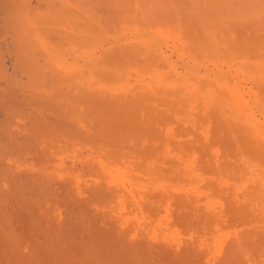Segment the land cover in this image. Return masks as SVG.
Masks as SVG:
<instances>
[{
    "label": "bare ground",
    "instance_id": "1",
    "mask_svg": "<svg viewBox=\"0 0 264 264\" xmlns=\"http://www.w3.org/2000/svg\"><path fill=\"white\" fill-rule=\"evenodd\" d=\"M251 41L254 51L248 49L253 52L248 56L253 64L245 68L254 71L255 75H249L253 81L262 72L256 77L262 82L254 83L260 87L256 90L261 99L254 92L258 96L253 103L264 108V0H0V264H205L196 249L175 251L151 243L147 231L155 230L138 225V216H130L136 206L124 198L128 196L129 201V196L142 195L149 199L144 198V204L152 210L150 214L160 210L157 199L169 194L160 181L171 179L167 174L172 167L165 166L171 162L166 156L173 152L178 153L171 157L186 163L198 158L197 169L206 167L200 169L203 174L210 169L202 161L209 152H222L232 159L241 153L239 158L248 160L246 165L251 163L264 174V125L256 124L254 110L241 97L221 92L228 82L220 84V90L219 80L214 85L218 84V90L213 91L216 77L210 81L200 75L216 65L220 55L226 63L235 53L242 58ZM201 101H208V106L202 107ZM206 111L211 113L206 115ZM205 118L208 122L203 125ZM223 121L229 123L227 128ZM176 135L177 143L173 141ZM227 165L221 164L223 170L219 166L223 176L231 164ZM248 166L231 170L236 176H247ZM189 168H193L190 163ZM205 178L207 191L208 186L215 190L216 183ZM222 195L215 196L221 200ZM253 203L244 207V219L257 211L264 218V209L255 206L252 210ZM184 205L179 208H189ZM249 207L255 213L246 215ZM189 211L181 213L185 216ZM237 215L230 217L231 222L239 219ZM210 219L214 223L217 218ZM206 223L204 230L213 224ZM255 223L248 224L247 231ZM237 229L240 232L242 224ZM250 231L249 237L232 241L227 233V250L223 248L222 258L212 264H264V233L263 237L260 231L256 233L259 240Z\"/></svg>",
    "mask_w": 264,
    "mask_h": 264
},
{
    "label": "rangeland",
    "instance_id": "2",
    "mask_svg": "<svg viewBox=\"0 0 264 264\" xmlns=\"http://www.w3.org/2000/svg\"><path fill=\"white\" fill-rule=\"evenodd\" d=\"M248 42V41H247ZM250 42V41H249ZM252 43H250L249 44V48L248 47H246V48H244L243 49V52H242V54H241V56H242V58H240V54L239 53H235L232 57H231V59H232V61H230V58H228L229 60V62L230 63H228V61H227V63H226V60L224 61H222L221 62V55L219 56L220 58H219V60L217 61V64L216 65H210L209 66V70L208 71H206V72H201L200 73V75L201 76H205L206 77V75H207V79H208V77H209V80L210 81H213V77L215 78L214 79V82L215 83H211V85H215L219 80V87H218V89L220 88V84H222L223 86L225 85V82H228V83H226V85L228 86L229 85V87L231 88V90H230V88L229 87H227V86H224V88H222V85H221V88L222 89H224L223 91L221 90V88H220V90H221V92L222 93H224V94H226V92H228V91H231V93H233V94H235L234 96L235 97H237L238 99H240V97H241V101L244 103V104H246V105H249V108L251 109V111H253V113L256 115V117H253L252 116V114H251V116L253 117V119L255 118V122L257 121H259L260 120V122L259 123H257L256 122V124L260 127L261 126V128H263V126L262 125H264V108L263 107H258V104L257 103H255V106H254V103H253V101H254V99H256V97L259 95V93L257 92V90L260 88H258L257 89V86H259L258 85V83H255V80H256V82H259L260 81V79L258 78H256L258 75L260 76V74L262 73H259V72H256V73H259L258 75H256L255 77H254V81H253V77H252V81L250 80V76L249 75H255L254 74V71L252 72V71H248L249 69H250V66H252V64H253V60L252 59H250V55H252L253 54V52H250L253 48H252V44H254L253 43V41H251ZM246 44H248V43H246ZM245 44V45H246ZM248 46V45H247ZM246 49V55L244 56V50ZM248 49H251V50H248ZM248 51V52H247ZM252 51H254V50H252ZM250 53H252V54H249ZM249 55V56H248ZM228 56H230L229 54H228ZM228 56H226V57H228ZM225 57V58H226ZM221 59V60H220ZM248 60V61H247ZM252 60V61H251ZM237 62H240V63H237ZM241 62L243 63L242 64V66H241ZM250 63V66H248V64ZM230 64V65H229ZM237 64H239L238 66H237ZM220 66H221V68H220ZM245 66H246V68L248 67L249 69L248 70H246V68H245ZM254 66V65H253ZM213 67H214V69H213ZM230 67V68H229ZM253 68V67H252ZM251 68V69H252ZM217 69V70H216ZM220 69H222L221 71H220ZM224 69H225V71H227V74L228 75H226V73L224 74L223 73V71H224ZM240 69H242L243 71H248V73L245 71V73L243 72V71H241ZM214 70H215V72H214ZM232 70H234V71H232ZM236 70H238V71H236ZM240 70V71H239ZM219 71V72H218ZM224 71V72H225ZM216 72H218V75H217V73ZM220 72L222 73V76H220L221 74H220ZM233 72H234V74H233ZM249 72H251V74H249ZM206 73V74H205ZM230 73H232V74H230ZM247 73V75H245ZM253 73V74H252ZM212 74V75H211ZM213 74H214V76H213ZM220 74V75H219ZM242 75V76H241ZM244 75V76H243ZM230 76V77H229ZM235 77H237L241 82V84L237 81L238 79H236ZM222 78H223V80H222ZM230 78V79H229ZM233 78H235V79H233V81H232V79ZM264 78V77H263ZM228 79V80H227ZM245 79H248V81L247 80H245ZM215 80H217V81H215ZM222 80V81H221ZM236 80V81H235ZM249 80H250V82H252L251 84H250V82H249ZM221 82V83H220ZM222 82H224V83H222ZM262 82V81H261ZM261 82H259V83H261ZM236 83V84H235ZM247 83V84H246ZM257 85H255V84ZM238 84V85H237ZM263 84V83H262ZM232 85H234V87L232 86ZM236 85V86H235ZM241 85H243V86H241ZM253 87V89L255 90V91H252V88H251V86ZM255 87H254V86ZM216 86H214L215 88L213 89V87H212V90L214 91L217 87ZM233 87V90H232V87ZM249 86H250V88H249ZM236 87H239L240 89H241V91L243 90V92L244 93H241V91L239 92L238 90H235V88ZM225 88H227L226 90H225ZM238 88V89H239ZM249 88V89H248ZM218 89H216V91L218 90ZM239 89V90H240ZM257 89V90H256ZM250 90V91H249ZM226 91V92H225ZM247 91H249V92H247ZM238 92H239V94H238ZM249 93L250 95H248L247 93ZM254 92H256L257 94H255ZM212 93V92H211ZM216 93H218V92H215L214 93V96L215 95H217ZM236 93L239 95H237L236 96ZM254 95H253V94ZM228 94V93H227ZM245 96V97H243V96ZM252 95V96H251ZM263 95V94H262ZM250 98H249V97ZM254 97V98H253ZM260 97V98H259ZM212 98V97H211ZM262 98H263V96H262ZM248 99V100H247ZM259 99H261V94L258 96V100ZM203 104H202V107H204V106H208V101H201ZM253 104H252V103ZM261 102H262V105L264 106V98H263V100H261ZM261 105V106H262ZM254 108V109H253ZM261 109V110H260ZM204 110H206V109H204ZM263 110V111H262ZM250 111V113H252ZM257 111V112H256ZM207 112H209V113H211L210 111H206L205 113H206V115H208V113ZM257 114H259V115H257ZM261 117V118H260ZM259 120H258V119ZM207 119H208V121L210 120V117H207ZM257 119V120H256ZM205 120H206V118H205ZM204 120V123H203V125H206L207 124V120L205 121ZM223 120V119H222ZM229 121V120H228ZM224 123H225V121H223ZM263 122V124H261ZM228 124L229 123H225L224 125H227L226 126V128L228 127ZM261 124V125H260ZM230 126L231 125H229V128H230ZM224 128H225V126H224ZM177 136V137H176ZM174 138H173V141H175L176 143L177 142H179V137H178V135H176ZM176 138H177V141H176ZM175 139V140H174ZM176 153H178V152H176ZM175 152H173V154H176ZM210 154V156H213V160H212V157L211 158H209V155H208V157L206 158H204L205 160H202L203 161V163L204 164H206V165H204V166H210V169H208V172L210 173V172H213L214 173V176L215 177H213L211 174V176L213 177V179H211L210 178V175H209V173L207 172V174H203V171H201V170H203V169H205V168H198L197 169V166H198V163H199V161L197 162L196 160L198 159H195L194 160V163H193V161L191 162H189L190 163V167H193L194 168V170H193V168H189V163H186L185 161H182L181 159L179 160V158H175V157H171V156H173V154H171L170 156L168 155V156H166V161H171V162H168V164L169 165H166L165 167L166 168H169L170 166L172 167V169H169V173L167 174L171 179H164L163 181H160V184L161 183H163V185H162V189L164 190V192H165V190H167L168 189V193L169 194H167L166 192H165V194H163L164 195V197H159V199H157V201H159V203L157 202V204L159 205V208H160V210L158 209H155V211L153 210V212L151 213L152 214V216L151 217H153L154 219H155V221H154V219L153 218H151L150 217V212L152 211V210H149V208L145 205L146 203L144 202L145 201V199L144 198H146L145 196H142V195H138L137 194V196H136V194L135 195H132V196H129V201L127 200L128 199V196L127 197H125L124 198V200H125V202L126 203H129V205H130V203H132V207H134L133 205H135L136 207H134V208H132V211H130L131 212V214H130V216H134V215H136V218H137V216H138V218L137 219H139V223H138V225H142V223H143V225L141 226L142 228H145V230L147 231L148 229H150V228H153L154 230H155V232H153L152 230L151 231H147V232H149V233H147V234H149V237L151 238L150 240H151V243H153L154 245H166V246H169V247H171L172 249H175V251H177V250H179V251H184V250H186V249H196V251L197 252H199L200 254L202 253V255H203V261L205 262V264H212V262L214 263L215 261H219L222 257H221V255L223 254V252H224V249H226L227 250V248H225V247H227V245H228V242H229V240H227L226 241V239H228L229 238V236H230V241H232L233 239H235V240H237V239H242L243 237H249L248 236V231H250V230H253V228L255 229V227L257 226V230L255 229L254 230V232H251L250 234L254 237V239L255 238H257L256 237V235L259 233L258 231H260L261 229H263L264 230V226L261 224V222L262 223H264V218H263V216L262 215H258V212L259 211H257V213L256 214H254L255 216H257V217H254V215L252 214V213H255L254 211H255V209H254V207L256 206H260V208H263L264 209V203H263V201L262 200H264V193H263V191H264V174H260L259 173V171H257L258 169H257V167H253V165L250 163L249 164V166L248 165H246L247 164V162L246 161H248V160H245V159H242V161H240L241 159L239 158V157H241L240 156V154L241 153H238V155L239 156H237V158L236 157H234V159H232L233 157H227V160L225 159L226 157L225 156H223L222 154V157H224V159H225V161H227L228 162V164L231 166H229L228 168H224V171H226L225 172V178H224V176L222 175V173L224 174V172L222 171L223 170V167L221 166V164H223V165H226L225 167H227L228 165H227V162L225 163V161L223 160V158L222 157H220L221 155H220V153H222V152H218V153H216V155H214V153L213 152H209ZM218 154H219V156H218ZM227 154V153H226ZM225 155V154H224ZM218 157H219V159H220V161H219V159H218ZM230 158V159H229ZM208 159H211L212 161H208ZM239 161V165H240V167H239V165H238V161ZM240 159V160H239ZM173 160L175 161L176 160V164H178L177 165V167H174V165H175V162L173 163ZM193 160V159H192ZM230 160H232L231 162H230ZM234 160H235V163H234ZM206 161H208V162H206ZM197 162V163H196ZM206 162V163H205ZM230 162V163H229ZM240 162H241V164H240ZM180 163V164H179ZM225 163V164H224ZM173 164V165H172ZM182 164V165H181ZM210 164H214V166L216 167L215 169L217 170V171H215V169L214 170H212V168H214V167H212V165H210ZM235 164V165H234ZM237 164V165H236ZM245 164V165H244ZM234 165V166H233ZM244 165V166H243ZM183 166V167H182ZM196 166V167H195ZM207 166V167H208ZM219 166L221 167V169H219ZM245 166H248V168H247V172L246 171H244L245 173H247V176H246V174L244 175V173H243V175H242V173H236L238 176H236L235 175V170H237V168L239 167V169L240 170H243V168L244 169H246L245 168ZM250 166H252L253 167V170H252V167L250 168ZM179 167V168H178ZM198 167H200V164H199V166ZM212 167V168H211ZM235 167V170L233 169V170H231L232 168H234ZM177 169V170H176ZM182 169V170H181ZM196 170H198V171H196ZM206 170V169H205ZM205 170H204V172H205ZM212 170V171H211ZM176 171V173H177V175H178V177H176V173H174V172ZM183 171V173L181 174V172ZM216 173H215V172ZM218 171H219V173H218ZM173 172V173H172ZM178 172H180V173H178ZM190 173H192V174H190ZM229 173H230V175H229ZM203 174V175H202ZM217 176H216V175ZM256 174V175H255ZM202 176V177H200V176ZM204 175H206L207 176V178H209L208 180L210 181V179H211V181L213 182H215L216 183V185L214 184V187H216L215 188V190H210L209 189V186H208V191H207V186L205 185V184H207V185H209L208 183H205L206 181H207V179L205 178L206 176H204ZM222 175V176H221ZM252 175V176H251ZM259 175H261V176H263V177H261V176H259ZM179 176H181V178H179ZM231 176H234V177H236V179H238V180H236V181H239V182H236V181H234L235 180V178H234V180H233V178L231 179ZM244 176V177H243ZM255 176V177H254ZM216 177H219V179L217 180L216 179ZM227 177V178H226ZM177 179V181H176V179ZM251 178V179H250ZM175 179V181H173ZM182 179H183V182H185L186 180H188L190 183H192L193 184V186H191V184L190 183H188V182H185V183H183L182 182ZM194 179V180H193ZM196 179V180H195ZM200 179V180H199ZM214 179H216V180H214ZM224 179V180H223ZM227 179H228V181H227ZM178 180H181L180 181V184H177V186H176V184H175V182L176 183H178ZM185 180V181H184ZM203 180V181H202ZM231 180V181H230ZM193 181H195V182H193ZM197 181H198V183H197ZM217 181V182H216ZM245 181V182H244ZM165 182H167V183H165ZM203 182V183H202ZM219 182V183H218ZM232 182H234V183H232ZM181 183H183V185H184V187H183V185H182V187H181ZM188 183V184H187ZM197 183V184H196ZM200 183V184H199ZM210 183V182H209ZM189 184H190V186H189ZM212 183H210V185H211ZM260 184V185H259ZM165 185V186H164ZM166 185H167V187H166ZM169 185H171V186H169ZM180 187H179V186ZM187 185H188V187H187ZM251 185V186H250ZM256 185H257V187H256ZM261 185H263V187L261 186ZM163 186H164V188H163ZM204 186H206V187H204ZM242 186H244V187H242ZM157 187V186H156ZM166 187V188H165ZM170 187V188H169ZM180 188V189H178V188ZM186 187V188H185ZM242 187V188H241ZM258 187L259 188H262V190H259L258 189ZM184 188V189H183ZM202 188V189H201ZM203 188H205V189H203ZM222 188H224V189H222ZM225 188H226V191H225ZM239 188V189H238ZM247 188V189H246ZM179 191H178V190ZM229 189H231V190H229ZM233 189H234V191H233ZM243 189V190H242ZM250 189V190H249ZM176 190H177V193H176ZM181 190V191H180ZM185 190V191H184ZM222 190H224V191H222ZM228 190H229V192H228ZM245 190L246 191H250V196L252 197V196H254L253 194L254 193H258L259 191V193L258 194H256L255 195V197H250V203H248L247 202V200L249 199V193L248 194H246L245 193ZM258 190V191H257ZM162 191V190H161ZM199 191V192H198ZM211 191H213V193L211 192ZM218 191V192H217ZM178 192H182L181 194L180 193H178ZM187 192V193H186ZM190 192V193H189ZM222 193V194H224V195H222V194H218V193ZM224 192H226V193H224ZM236 192V193H235ZM243 192L246 194H244L243 195ZM252 192V193H251ZM161 193V192H160ZM184 193H185V195H184ZM192 193H194L193 195L196 197V199H194V196L192 195ZM215 193V194H214ZM217 193V194H216ZM229 193V194H228ZM233 194V196L231 195V194ZM213 194V195H212ZM241 196H240V195ZM261 194V195H260ZM149 195V194H148ZM170 195V196H169ZM174 195H183L184 196V198H181L180 200L178 199V198H180L179 196L177 197V196H174ZM189 195H192V197H189ZM218 195V197H220V195H222V196H224L225 198H221V200L222 201H225L224 202V204L223 203H221V200L218 198V197H216V196ZM226 195V196H225ZM229 195H231V196H229ZM237 195L239 196L238 198H237ZM244 197H246L245 199L243 198V196ZM263 195V196H262ZM205 196V197H204ZM235 196V197H234ZM134 197V198H133ZM170 197H171V199H170ZM189 197V199H187ZM211 197V198H210ZM213 197H214V199H213ZM232 198V199H230V200H228V198ZM257 197H259V198H257ZM132 198H133V200H132ZM185 198H186V200H185ZM204 198V199H203ZM206 198V199H205ZM208 198H209V200H208ZM227 198V199H226ZM255 198V199H254ZM148 198H146V200H147ZM165 200V201H163V200ZM243 199L244 200H246L245 201V203L247 202L249 205L248 206H250L253 202L251 201V200H253L254 202H256V203H253V209H252V207H249L248 209H249V212H246L247 214L246 215H250V214H252V215H250L249 216V218L247 219V218H245L244 219V216H245V210H243L244 209V207H246L247 205H245V203H244V201H243ZM257 199V200H256ZM260 199V200H259ZM132 200V201H131ZM136 200V201H135ZM139 200L140 201H143V203L142 202H139ZM149 200V199H148ZM182 200V202L180 203V201ZM185 200V201H184ZM205 200H207L206 202H205ZM212 200L214 201V202H216V203H214V202H212ZM215 200H217V201H215ZM232 201L233 200V202L232 203H228V204H226L228 201ZM237 200V201H236ZM240 200V201H239ZM162 201V202H161ZM168 201H169V203H168ZM171 201V202H170ZM208 201H209V205L212 207H210L209 205H208ZM240 203H239V202ZM242 201H243V204H242ZM261 201V202H260ZM137 204H136V203ZM189 202V203H188ZM235 202H237L236 203V206H234L235 205ZM252 202V203H251ZM258 202H260V203H258ZM122 203H123V201H122ZM134 203V204H133ZM142 203V204H144L145 206H143L142 204L140 205V204ZM160 203H162V204H160ZM185 205H184V204ZM186 203L187 204H189L188 206H189V208L190 207H192V208H190V211H189V208H186V209H183V208H185V207H183V206H181V207H183V208H179V204H181V205H184V206H186ZM202 203H207L206 205L205 204H201ZM263 203V204H262ZM168 204H169V206L170 207H172V208H170L169 206H168ZM173 204V205H172ZM190 204H191V206H190ZM197 206H196V205ZM214 204H216V206L218 205V207H216ZM220 204L222 205V207L220 206ZM229 204H231L230 206H229ZM232 204H234V205H232ZM242 204V205H241ZM138 205V206H137ZM212 205H214V206H212ZM227 205V206H226ZM239 205V206H238ZM241 205V206H240ZM141 206V208H143V209H145V208H147V209H145V210H147V211H145L144 212V210H142L141 208H140V210L141 211H135V209H139V207ZM187 206V207H188ZM238 206V208H240V207H242L243 206V208H240V209H236V210H234L236 207ZM247 206V207H248ZM199 207V208H198ZM219 207H221V208H219ZM224 207H228V208H225V209H223ZM218 210H217V209ZM252 210H254V211H251V209ZM167 209V210H166ZM172 209H175V210H172ZM182 210L183 209V211H184V213L185 212H187V211H189L190 213H193L191 216L189 215L188 216V214H190L189 212H188V214L186 215L185 214V216L183 215L184 213H183V211H180V210ZM193 209H194V211H193ZM198 209V210H197ZM215 209V210H214ZM220 209H222V210H225V211H222V210H220ZM258 210H260L259 208H257ZM162 210V211H161ZM179 210V211H178ZM202 210V211H201ZM135 211V212H134ZM150 211V212H149ZM161 211V212H160ZM168 211V212H167ZM192 211V212H191ZM195 211H197V212H195ZM199 211V212H198ZM201 211V212H200ZM232 211V213H229V212H231ZM234 211V212H233ZM241 211H243V213H244V215H242L243 213H241ZM248 211V210H247ZM133 212V213H132ZM137 212V213H136ZM140 212V214H145L147 217H149V219H150V221L147 219V217L144 215V216H142V217H139L140 215L138 214ZM180 212V213H179ZM183 214H182V213ZM252 212V213H251ZM156 213V214H155ZM160 213V214H159ZM199 213V214H198ZM237 213H240L239 215H237ZM250 213V214H249ZM163 214H164V217H165V219H166V217L169 219V221H168V219H164V217H163ZM195 214H197V215H195ZM259 214H261V213H259ZM166 215V216H165ZM231 215V216H230ZM235 215V216H234ZM236 215H237V217H239V219H237L236 221H234V220H232V221H234V222H231V218L230 217H233L234 216V219H236ZM187 216V217H186ZM241 216H243V217H241ZM261 216V217H260ZM157 217V218H156ZM159 217V218H158ZM161 217V218H160ZM211 217H215L214 219H221L222 221H224L223 223H221L220 224V222H221V220H219V224L218 225H221L222 227H225V228H223L222 229V227L221 226H218V225H215L216 223H215V221H217L218 222V220L216 219L215 221H214V219L213 218H211ZM241 217V218H240ZM248 217V216H247ZM255 218L254 219V221L256 222H253V223H255V227H252V229H251V226L250 225H252L253 223H252V221H253V218ZM140 218H142V219H140ZM211 218V219H210ZM252 218V219H251ZM261 218V219H260ZM135 219V218H134ZM144 219H146L145 221H143ZM162 219H164L165 220V224L163 223V221L164 220H162ZM173 219V220H172ZM198 221V223L195 221ZM200 219H201V221H200ZM204 219H205V221H204ZM208 219H210V221H212V219H213V221H214V223L213 222H210L209 223V220ZM160 222H159V221ZM171 220V221H170ZM195 221L197 224H199V221L201 222V229H200V231L198 230L200 227H198L199 225H197L196 224V226L192 223V221ZM241 220H244L245 221V227H243V223H244V221H243V223H241L242 221ZM248 220H250L249 221V223L247 222ZM142 221V222H141ZM147 221V222H146ZM152 221V222H151ZM154 221V222H153ZM159 222V224H158V226H157V224H155L156 222ZM162 221V222H161ZM208 221V222H207ZM241 221V222H240ZM132 222V221H131ZM135 222V221H134ZM146 222V223H145ZM149 222H151V223H153V224H151L150 225V223ZM170 222H172V223H170ZM178 222V223H177ZM209 223L208 225H210V224H212L211 225V227H213V228H211V227H207L206 226V228H208V229H205L204 230V228H205V226H203V225H205V223ZM237 222H240V223H237ZM250 224L249 225V229H248V231H247V229L246 228H248V224ZM260 222V223H259ZM164 225H163V224ZM173 223L174 224H176V225H173ZM188 223V224H187ZM192 223V224H191ZM203 223V224H202ZM207 223H206V225H207ZM133 224H135V223H133ZM146 224H148V226L147 227H145L146 226ZM167 224H169V225H167ZM172 224V225H171ZM177 224H179L178 226L180 227H178L177 226ZM186 225V227H184L185 229H183V226L184 225ZM189 224H191L192 226H190ZM225 224V225H224ZM232 224H234V226L236 227V226H238L239 227V225L241 226V224H242V228L243 229H241L240 230V232H242L243 230H246L245 232L243 231L242 233H240L238 230L240 229H237V228H235L234 226V228L232 227ZM260 224V225H259ZM145 225V226H144ZM157 226V229H156V226ZM162 225V226H164V230H163V227L160 226ZM224 225V226H223ZM261 225L263 226V227H261ZM134 227H136L137 228V225L135 224V225H133ZM149 226H150V228H149ZM170 228H169V227ZM190 226V227H189ZM194 226V227H193ZM247 226V227H246ZM253 226V225H252ZM258 226H260V228H258ZM168 227V228H167ZM174 227V228H173ZM198 227V228H197ZM204 227V228H203ZM216 227V228H215ZM148 228V229H147ZM162 228V229H161ZM167 228V229H166ZM189 228V229H188ZM245 228V229H244ZM177 229V233H176V231L175 230ZM195 229V230H194ZM211 229V230H210ZM212 229H213V231H212ZM237 229V230H236ZM157 230H158V232H157ZM159 230L160 231H162L163 230V232H164V234H163V232H159ZM173 230V231H172ZM235 230H236V232L238 233H235ZM216 231H218L217 233H216ZM220 231H221V233H220ZM262 231V230H261ZM260 231V232H261ZM173 234H172V233ZM197 232V233H196ZM199 232V233H198ZM204 232H205V234H204ZM212 232H213V234H212ZM258 232V233H257ZM167 233V234H166ZM203 235H202V234ZM210 233V234H209ZM214 233L216 234V235H214ZM222 233H224V234H222ZM228 233V235L229 236H227L226 234ZM248 233V234H247ZM252 233H255V234H252ZM257 233V234H256ZM263 233H264V231H263ZM262 232L261 233H259L258 235H259V237L263 234ZM166 234V235H165ZM192 234H193V236H192ZM206 234H207V236H206ZM209 234V235H208ZM218 234H219V236H218ZM222 234V235H221ZM242 234V235H241ZM261 234V235H260ZM195 235V236H194ZM197 235H199V236H197ZM201 235V236H200ZM211 235H213V236H211ZM227 236L228 238H223V237H221V236ZM190 236V237H189ZM204 236H205V238H204ZM208 236H209V238L211 239V241H210V239L208 238ZM263 236H264V234H263ZM263 236H261V237H263ZM192 237H194V238H192ZM200 238L201 237V239H203L204 241H202L201 239H199L200 240V242H198V238ZM258 237V238H259ZM195 238H197V239H195ZM220 239V241H217V240H215V239ZM257 238V239H258ZM185 239H189V240H187V241H189V243H186L187 241L185 240ZM190 239H192V241H194V243L193 242H190ZM207 239V240H206ZM215 240V241H212V240ZM244 239V238H243ZM242 239V240H243ZM263 239H264V237H263ZM195 240H197L196 242H195ZM259 240H262V239H260L259 238ZM180 241V242H179ZM207 241H208V243H207ZM225 241H226V243H225ZM258 241V240H257ZM199 244H202V246L201 245H199ZM202 242V243H201ZM214 242V243H213ZM216 242V243H215ZM221 242V243H220ZM223 242V243H222ZM191 243H193V244H191ZM208 244V246H206L205 244ZM212 243H213V245H212ZM219 243V244H218ZM230 243V242H229ZM187 244H188V246H187ZM189 244H191V246L189 245ZM223 244V245H222ZM197 245V246H196ZM187 247V248H185V247ZM199 246V247H198ZM193 247H195V248H193ZM177 248V249H176ZM180 248V249H179ZM185 248V249H184ZM224 248V249H223ZM199 249H201V250H199ZM217 255H218V257H217Z\"/></svg>",
    "mask_w": 264,
    "mask_h": 264
}]
</instances>
